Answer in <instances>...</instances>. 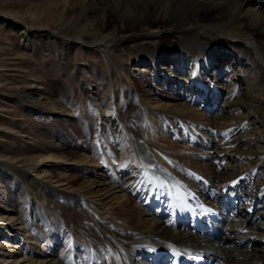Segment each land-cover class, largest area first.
<instances>
[{
	"label": "rangeland",
	"instance_id": "rangeland-1",
	"mask_svg": "<svg viewBox=\"0 0 264 264\" xmlns=\"http://www.w3.org/2000/svg\"><path fill=\"white\" fill-rule=\"evenodd\" d=\"M156 1L0 0V163L13 166L0 165V228L16 234L17 248L5 245L11 259L103 264L86 245L71 242L52 213L55 204L43 205L36 185L24 189L22 171L81 195L104 219L135 224L132 193L122 205L106 206L89 179L118 162L133 185L140 172L128 171L140 146L191 181L197 170L189 165L205 176L247 179L250 167L264 160V77L249 53L239 55L245 40L264 53L261 34L244 16L249 5L226 0L238 8L230 18L217 8L199 11L189 21L192 31L155 9ZM188 34L196 36L194 44L185 41ZM101 39L105 47L95 44ZM204 86L219 96L210 112L194 109ZM205 140L226 146L223 166L201 163L210 160L203 159ZM151 177L150 191L156 182L164 191L174 187L165 176L160 182ZM208 202L213 206L214 197ZM184 210L168 212L173 217ZM103 237L104 248L118 247L107 250L106 264H118L121 241Z\"/></svg>",
	"mask_w": 264,
	"mask_h": 264
},
{
	"label": "bare ground",
	"instance_id": "bare-ground-1",
	"mask_svg": "<svg viewBox=\"0 0 264 264\" xmlns=\"http://www.w3.org/2000/svg\"><path fill=\"white\" fill-rule=\"evenodd\" d=\"M166 1H156L155 9H164L166 18L176 22L177 26H185L192 31L195 26L189 21L197 19L199 11L217 8L226 18L238 12V8L232 7L226 0ZM245 3L249 5L247 12H244L248 25L260 33L264 40V0H239V8ZM75 41L80 43L82 40L76 38ZM185 41L194 44L197 38L194 34H188ZM95 44L105 47L106 41L97 40ZM245 53L250 54L264 77V53L247 40L239 55L244 56ZM134 69L137 70V67ZM146 69L145 66L142 67V70ZM201 94L199 106L194 109L198 110V107H201L207 112L213 111L219 96L213 90L208 91L205 86ZM249 115L247 113L243 116ZM213 142L214 140H205V143L201 144L204 148L203 159H210L201 163L217 168L223 166L222 160L228 153H223L225 145L212 146ZM139 149L140 151L135 152L137 161L134 167H131V171H128L131 175L136 170L140 172L138 180L133 185L122 173L124 169L115 161V165L110 167L112 171L102 169L98 176L89 179V189L93 190L99 201H107L106 206L110 201L122 205L128 193H132L133 203L137 206L135 224L123 219L118 221L112 216L104 219L96 211L85 206L81 195H75L61 187L51 188L52 185L42 182L43 180H34L30 171H22L20 178L25 185L24 189L29 191L34 185L39 188L38 198L43 205L44 202L55 204L52 213L66 228L71 242L74 245L81 243L83 247L86 245L88 251L96 254V257L99 256L103 264H106L104 257L108 253L107 250L118 248L110 243L107 249L104 248L105 242H100L102 236L110 235L118 236L121 241L122 250H117L118 264H164V262L171 264L174 257L180 264H264V160L250 167L252 172L247 179L243 174L234 179L227 178L220 172L205 176L196 164L189 165L186 166L188 170H197L199 173L195 172L197 177L191 181L189 176V178H186V175L177 176L172 169L150 154L146 146H140ZM49 158L43 161L49 162ZM111 159L115 160V156H111ZM87 160L85 157L84 163ZM236 160L238 158H231L229 163ZM0 165L13 169L12 165L3 161ZM151 176L159 182L161 176H165L174 187L168 186L169 189L164 191L162 185L156 182L153 191L152 189L150 191L148 185ZM49 194H52L51 199ZM211 197L215 199L213 206L208 202ZM173 206L189 210L170 217L168 209H172ZM1 226L0 230L4 232L0 233V264H62L58 259L28 260V263L24 257L17 256L11 259L12 256L7 255L6 241H10V245L16 247L17 237L16 234L8 232L4 225ZM118 228L122 232H119Z\"/></svg>",
	"mask_w": 264,
	"mask_h": 264
}]
</instances>
